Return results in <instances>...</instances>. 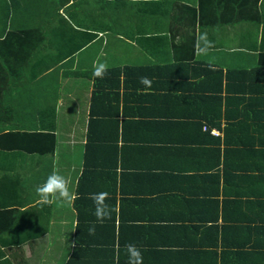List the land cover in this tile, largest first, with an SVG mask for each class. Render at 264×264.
<instances>
[{
  "label": "crops",
  "instance_id": "1",
  "mask_svg": "<svg viewBox=\"0 0 264 264\" xmlns=\"http://www.w3.org/2000/svg\"><path fill=\"white\" fill-rule=\"evenodd\" d=\"M0 7L11 10L0 25V264H128L127 243L142 249L143 264H264V159L237 146L228 115L209 124L205 103L186 99L206 89L195 61L225 70L256 63L264 0ZM203 31L215 43L207 57L194 47ZM98 63L126 84L110 78L97 94ZM86 167L94 178L82 196ZM53 171L78 194L72 204L38 202ZM101 191L111 219L89 235L90 196Z\"/></svg>",
  "mask_w": 264,
  "mask_h": 264
},
{
  "label": "trees",
  "instance_id": "2",
  "mask_svg": "<svg viewBox=\"0 0 264 264\" xmlns=\"http://www.w3.org/2000/svg\"><path fill=\"white\" fill-rule=\"evenodd\" d=\"M68 2L76 4L77 0H68ZM81 2L82 0H80V4ZM0 9V25L5 24L6 26L11 10L9 7H3V9L0 7ZM17 14L20 15V21L28 19L27 12H16L15 16ZM14 32L12 31L9 34ZM83 44L86 45L84 42ZM261 54H264V47H261V52L256 56L258 58L253 60L256 63L252 64L250 68L245 67V69L225 70L222 67L215 66L216 70L211 71L208 65L204 66L195 61L194 65L197 68V74L194 77L198 78L201 85L205 83L206 89L204 90L203 88L196 95L190 94L186 99L195 104L200 101H202L201 103H205L206 108L204 110L206 111V116H208L207 120L209 124L221 127L223 117H227L228 115L229 122L227 123L226 130H234L233 136L239 138L235 142L236 144H241L237 146H243L244 148L250 146L249 155L260 157L262 160L264 159V56ZM110 78L118 80L117 86L122 81L126 84L125 76H121L120 72L106 73L102 78V82L98 84L97 94L104 91L102 88L105 85L110 84ZM121 78L123 79L120 82ZM196 85L199 84L197 83ZM189 89L197 88H193L190 85ZM224 109L230 113L222 114ZM96 116H91L90 128L94 127V122L97 121L94 119ZM246 134L255 136L251 139H243V137H246ZM89 168L91 167H86L84 175L82 174L80 177V192L82 196L87 195L83 192V184L88 179L92 180L94 178L93 175H90L91 170ZM90 176L93 178H90Z\"/></svg>",
  "mask_w": 264,
  "mask_h": 264
},
{
  "label": "clouds",
  "instance_id": "3",
  "mask_svg": "<svg viewBox=\"0 0 264 264\" xmlns=\"http://www.w3.org/2000/svg\"><path fill=\"white\" fill-rule=\"evenodd\" d=\"M195 52L199 56H209L212 49L215 47L214 41L209 38L207 31H203L197 34L195 41ZM93 75L97 78H103L108 70L107 63L94 64ZM209 70L215 71L214 63L209 60ZM140 83L147 88L152 86V80L148 77H141ZM217 133V131H214ZM36 193L39 196V203L43 205H49L54 200L59 199L72 204L78 199V194L71 190L69 179L60 174L58 171H53L49 174L46 180L37 186ZM90 199L94 204L93 215L96 221L88 228L89 235H95L96 223L103 224L105 220L111 219L112 208L106 203L110 199V194L106 191L93 193ZM125 253L128 257V264H143V251L135 243H127L124 246Z\"/></svg>",
  "mask_w": 264,
  "mask_h": 264
},
{
  "label": "rangeland",
  "instance_id": "4",
  "mask_svg": "<svg viewBox=\"0 0 264 264\" xmlns=\"http://www.w3.org/2000/svg\"><path fill=\"white\" fill-rule=\"evenodd\" d=\"M36 19H39V16H38L36 13H34V20H36ZM27 20H28V19H27ZM65 99H66V100L63 101V104H66L67 102L70 103L69 100H68V97H66ZM62 108L64 109V105H63ZM60 115L62 116V112L60 113ZM78 117H79V115H78ZM67 126H68V125H67ZM67 126H65V127L67 128Z\"/></svg>",
  "mask_w": 264,
  "mask_h": 264
},
{
  "label": "bare ground",
  "instance_id": "5",
  "mask_svg": "<svg viewBox=\"0 0 264 264\" xmlns=\"http://www.w3.org/2000/svg\"><path fill=\"white\" fill-rule=\"evenodd\" d=\"M207 129V128H206ZM213 131V130H212Z\"/></svg>",
  "mask_w": 264,
  "mask_h": 264
},
{
  "label": "built area",
  "instance_id": "6",
  "mask_svg": "<svg viewBox=\"0 0 264 264\" xmlns=\"http://www.w3.org/2000/svg\"><path fill=\"white\" fill-rule=\"evenodd\" d=\"M215 131V130H214Z\"/></svg>",
  "mask_w": 264,
  "mask_h": 264
}]
</instances>
